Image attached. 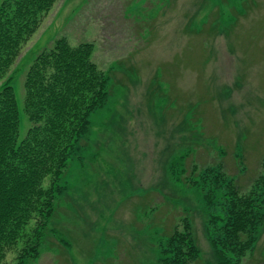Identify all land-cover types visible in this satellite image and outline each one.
I'll use <instances>...</instances> for the list:
<instances>
[{"label": "rangeland", "instance_id": "obj_1", "mask_svg": "<svg viewBox=\"0 0 264 264\" xmlns=\"http://www.w3.org/2000/svg\"><path fill=\"white\" fill-rule=\"evenodd\" d=\"M60 37L94 42L111 95L61 180L57 227L25 254L32 221L0 264H167L186 221L201 250L191 263L213 260L208 231L230 193L261 195L264 212V0H56L14 67L20 101L26 64ZM179 155L189 180L168 186ZM208 166L222 186L200 174ZM259 219L243 264H264Z\"/></svg>", "mask_w": 264, "mask_h": 264}, {"label": "trees", "instance_id": "obj_2", "mask_svg": "<svg viewBox=\"0 0 264 264\" xmlns=\"http://www.w3.org/2000/svg\"><path fill=\"white\" fill-rule=\"evenodd\" d=\"M55 2L0 1L1 258L26 236L32 221L36 222L31 229L33 239H29L32 245L25 254L34 251L35 256L39 252L44 235L52 232L51 222L55 230L60 198L65 192L61 180L83 143L89 144L90 116L111 95L110 74L100 69L93 58L94 42L73 45L66 37H60L26 64L30 65L24 78L25 97L18 99L14 79L20 69V74L24 70L20 67L16 71L14 67L24 45ZM23 119L31 124L27 131ZM185 158L179 155L169 161L166 185L188 182L181 162ZM200 169L194 166L193 178ZM200 174H206L215 187L222 186L220 168L208 166ZM48 176L52 181L45 185ZM230 195L221 226L217 231H208L215 257L206 264H243L254 243L256 231L251 229L264 214L263 197L255 193ZM186 223V230H176L171 238L167 264H192L200 257L191 224Z\"/></svg>", "mask_w": 264, "mask_h": 264}]
</instances>
